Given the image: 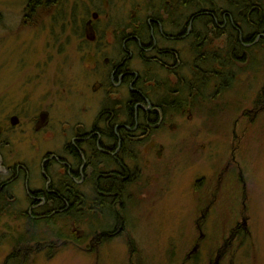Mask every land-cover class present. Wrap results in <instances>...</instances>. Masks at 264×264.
<instances>
[{"label": "rangeland", "instance_id": "rangeland-1", "mask_svg": "<svg viewBox=\"0 0 264 264\" xmlns=\"http://www.w3.org/2000/svg\"><path fill=\"white\" fill-rule=\"evenodd\" d=\"M95 1L97 5L82 0L89 7L91 19L87 23L97 25L100 31L107 26L105 40L99 41L103 49L100 51L106 56L114 55L111 49L115 50L117 45L113 36L115 26L129 31L141 18L146 23L162 18L169 20L165 3H159L163 0ZM28 2L0 0V140H4L0 150L6 155L1 157L2 168L4 162L21 163L31 168L33 176L38 171L39 157L47 151L61 153L62 146L73 134L72 127L89 129L92 126L105 95L95 86L94 77H89L95 75L91 54L87 51L83 59L85 54L78 51L80 43L71 35L67 14L74 0L64 2L60 8L43 10L40 15H26ZM78 19L80 24L84 21ZM90 25L84 32L92 41L95 35ZM61 35H64L62 40ZM53 39L58 43L54 44ZM175 47L182 63L179 78L164 76L155 69L158 73L152 78L156 82L155 93L148 81L138 85L155 103L168 89H185L192 81L196 59L191 46L185 40ZM222 48L223 41H215L212 51L220 56L231 51L221 53ZM228 49H232L230 44ZM246 57L244 63L236 66H229L231 60L223 57L219 59L225 63L221 67L209 63L221 70L212 76L215 87L210 81L201 97L192 94L193 100L186 99L194 102L191 110L179 111L181 115L174 118L170 114L179 115L177 111L167 113L160 126L152 123V132L133 146V154L144 160H137L142 166L141 173L132 175L134 196L126 216L131 225L126 223L125 233L106 240L101 246L96 247L93 241L92 250L83 252L82 248L89 246V232L98 229L94 225L90 227L91 221L41 223L38 241L56 242L58 239L53 238L56 234L62 235L59 243L69 239L70 243L52 252H20V260L8 264H20V261L23 264H183L195 241L193 222L198 217L197 209L206 204L209 190L218 184L220 173L217 202L204 226L207 236L195 260L184 264H209L208 260L213 262L216 256L220 258L218 264H264L263 44L247 48ZM134 62L130 69L145 78V67L137 60ZM185 78L187 82L182 83ZM112 91L110 98L123 102L125 90H120L118 96H115L116 89ZM196 91L193 89V93ZM188 93L179 95L187 98ZM174 95L172 91L167 92L169 97ZM258 99L261 104L255 106ZM48 121L50 129L46 126L49 130L46 131L44 126ZM4 175L0 176L1 180ZM8 191L21 207H26L21 182ZM13 216L9 211L1 217L0 264L8 256L17 254V240L34 228L24 222L4 220L14 219ZM236 222L241 224L242 231L227 248L224 241L232 235ZM127 241L135 248L134 254L128 252ZM26 244L28 248L34 245ZM223 247L227 252L221 258L225 251L219 250L216 254L215 251ZM193 254L189 252L188 256Z\"/></svg>", "mask_w": 264, "mask_h": 264}, {"label": "flooded vegetation", "instance_id": "flooded-vegetation-1", "mask_svg": "<svg viewBox=\"0 0 264 264\" xmlns=\"http://www.w3.org/2000/svg\"><path fill=\"white\" fill-rule=\"evenodd\" d=\"M169 15L168 13L166 15V18L169 19L168 21L163 18L158 21H147L151 42H147L146 44H142L138 38L131 36V31L129 30L127 33L128 38L122 41L121 53L117 54V50L111 49L114 53L112 57L104 55L101 51H96V48H99L95 44L94 39L96 38L92 41L86 38L84 30L86 26L90 25V22H86L89 25H83L82 41H85L87 48L89 47V54H91L95 65V75L89 77H94L93 82L96 83L95 86L101 89L105 95L92 126L89 129L80 128V126L78 128L72 127L70 131L73 134L69 138L70 140L62 146L61 153L47 151L42 158L39 157L41 160L38 165V171L33 176L30 171L31 168L21 163L6 164L4 162L2 168L1 157L3 155L6 158V155L0 150V168H2L0 176L5 174L4 180L0 179V221L3 220L1 217L5 212L12 211L14 219L6 217L7 219L5 218L4 220L24 222L34 227L19 237L21 239L17 240L19 245V249L17 248L18 250L16 251L17 254L11 255L12 257L8 256L4 264H8L9 261L20 260V252H29V254L32 252H52L70 243V239L59 243L58 241H60L62 235L56 234L53 235L54 239H58L56 242L50 243L47 241L46 243L44 241L41 243L38 241L39 234L37 233L41 223H50V221L72 223L82 222L83 220L91 221L89 222L90 227L92 228L94 225V228L97 227L98 229L89 232L91 234L89 246L87 249L82 248L83 252L92 250L93 241H95V246L97 247L101 246L106 240L125 233L124 228L126 223L130 224L127 219L128 217H126L128 213L127 208L134 196L133 189L131 190L134 186L132 175L135 176L139 172L141 173L142 166H140L141 163H138L137 160H144L138 158V155L133 154L135 150L133 146L136 147L138 142L152 132V123H158L160 126L167 118V113L177 111V114H179V111H189L193 108L194 104V102L189 103L186 100H193V95L189 94L185 89H168L167 92L170 93L172 91L175 93L173 98L167 96L166 92L165 96L155 103L138 86L142 82L147 83L148 81L152 85L149 88L155 93L157 87H153L154 82L150 80L152 75L158 74L155 72V69H159V73H163L164 76L178 79L179 77L177 78V76L179 71L182 70V63L179 61L180 54L175 44L186 40L188 43L190 41L199 46L200 40L198 35L196 37L194 35L192 40H189V37L193 23L200 14H189L188 21L184 25L179 21L172 22L173 18L169 17ZM202 15L209 16L212 20L210 23L207 22L205 24L207 30L209 29L207 36L200 38L201 44L206 43L211 53H214L212 51L214 42L219 40L223 41L225 52L230 50L228 49L230 26L237 33L238 41L245 53L238 55L237 58H243L244 62L247 59V48L256 47L257 42L262 37V34H260L253 42L243 40V33L239 25L236 23L238 28H235L234 21L228 14L224 13L220 18L216 17L212 12H205ZM91 28L93 30L92 26ZM215 28L223 30L224 33L221 38L215 39ZM220 35L222 34L220 33ZM79 52L85 54L83 58L85 59L87 51L84 50V47ZM208 57L201 56V59H209ZM211 57L212 60H215L214 56ZM219 57H223L226 61L231 60L229 52L227 55H219ZM195 59L197 60L198 57L195 56ZM134 60H137L138 64L145 67L144 75L147 78L144 81L141 79V74L138 71L130 69V64ZM228 62L229 66H231V61ZM236 74H240V72L237 71ZM114 80H116V84L113 83ZM176 83H178V80H176ZM114 88L117 92L115 96L119 95L120 90H125L123 102L117 101L116 98H110L113 95L112 92L114 91L112 90H115ZM182 93H188L187 98H184V95H179ZM211 97V99H214L215 96L211 95ZM184 100L186 102H183ZM260 104V100L258 99L255 102V106ZM170 115L174 118L181 114L175 115V113H172ZM49 123L50 121L44 126L45 130L46 126L50 125ZM102 123L104 126L99 127ZM47 128L50 129V126ZM3 144L4 140H0V147ZM227 167L223 171H226ZM221 175L222 173L219 175L218 184L215 188L209 190V195L207 194L209 198L205 201L206 204L202 209H197L198 217L193 222L196 237L192 248L195 245L198 248L191 256H188L191 250L187 253L185 260L182 262L183 264L184 262L195 260L197 252L207 236L204 226L209 215L212 213L214 204L217 202L216 191L220 186ZM19 182L22 183L23 187V197L26 202L25 208L21 207L13 194L8 191L11 186ZM147 194L149 193L147 192ZM146 199L148 200L149 197L146 196ZM107 206L110 208L107 209ZM93 222L94 224H92ZM240 225L239 222H236L232 229L233 232L231 233L232 230H229L232 235L224 241L228 245L227 248L230 247L231 241L236 239L239 232L242 231ZM133 226L134 222L132 228ZM28 242H32L34 245L28 248L26 244ZM127 248L130 254H134L133 252L136 251L129 241H127ZM227 248H218L215 254L219 250L222 253ZM226 252L221 254V258L225 257ZM20 262V264H23L24 261ZM210 262H212V259L208 260V263Z\"/></svg>", "mask_w": 264, "mask_h": 264}, {"label": "trees", "instance_id": "trees-1", "mask_svg": "<svg viewBox=\"0 0 264 264\" xmlns=\"http://www.w3.org/2000/svg\"><path fill=\"white\" fill-rule=\"evenodd\" d=\"M86 1L89 3L92 2L93 5H97V2L96 1L94 2V0H86ZM166 1H168V3ZM64 2L68 3L69 0H29L27 6H25V10L27 11L26 15L32 13H34L35 15H40L42 14L43 10L49 9L50 7H56V8L62 7ZM74 2L75 3H72L71 7L69 4V13L67 14L70 28L72 31L71 35L74 39H78L80 43L78 47V51L82 50L83 47L84 50L89 51L88 49L89 47L87 48V46L84 45L85 41H82L83 25H85V23L91 19L90 14L88 13L89 7L87 6L88 4H85L84 2H82V0H74ZM163 2L165 3V9L167 10V13L170 15L172 14L171 17L173 18L172 22L179 21L182 23V25H184L188 21L189 14L192 15H194L195 13H197L198 15L200 14V16H197V18L193 23V28L191 30V35L189 37V40H192L194 38V35L195 37L196 35H198V38L200 40L199 46H196L190 41L188 43L191 46L190 51L192 55L198 57V59L194 63L195 66L193 67L192 81H190L187 85V88H185L186 91L189 92V94H195L201 97L203 91L208 90L210 81L214 83V87H215V82L212 79V76H217L218 74H220L221 70L219 68L217 69L212 68V66L209 63H215L217 64L218 67H221L222 64H225L219 62L220 57L217 52L211 53L208 50L206 43L201 44L200 38H204L205 36H207V33L209 32V29L207 30L205 24H207V22L210 23L212 21L209 16L202 15L203 13L212 12L218 18H220V16L223 15L224 13L230 15L232 20L234 21L235 24L234 26H236V23L239 25V28L243 33V40L253 42L260 34H262V37H260L259 42H257V46L260 44H263L264 46V0H218V2L216 0H163L159 3H163ZM154 7L157 6L154 5ZM58 15L59 12H56L55 16ZM78 18L83 19L84 21L81 22L80 24L78 22L80 21ZM138 21H139L138 24H136L132 28V30H130L131 31L130 35L138 38L142 44L151 42L150 31L148 30V26L144 18H141L140 20L138 19ZM91 25L95 33V38H96L95 44H97V46L99 47L96 48V51L99 52L100 50H103L102 43H100L99 41L105 40V35H106L105 33L107 31V26H105L104 29L100 31L97 25L93 23H91ZM235 28L238 27L236 26ZM113 29H114L113 36L116 40L115 42H117V45L115 46V50H117V54H119L121 53L122 41L125 38H128V34H127L128 30L122 28L120 25L115 26ZM220 33H222V35H220ZM223 33H224L223 30H221L220 32L217 28H215V39L221 38L223 36ZM228 34H229L228 43L232 47V49H230L231 51L229 52L231 55V66H236V63L244 62L243 58L238 59L237 56L243 55L245 53L243 51L244 49L242 48V45L238 41L237 33L234 32V29L231 26L229 27ZM156 35L159 36L158 34ZM60 37H61L60 39L62 40L63 39L62 37H64V35H61ZM56 40L58 41L59 37H57ZM56 40L53 39V41L55 42L54 44L58 43ZM220 52L225 53L223 48ZM201 56H205V57L209 56L208 57L209 59L203 60L201 59ZM210 56H214L215 60H212V57L210 58ZM204 75H207V77H205ZM151 78L155 79L153 75ZM151 78L150 80L154 82V87H156V82ZM194 78L196 79L195 82H193ZM185 82H187L186 78L183 80L182 83ZM193 89H197V91L193 93ZM106 208L108 209L110 207L107 206Z\"/></svg>", "mask_w": 264, "mask_h": 264}, {"label": "water", "instance_id": "water-1", "mask_svg": "<svg viewBox=\"0 0 264 264\" xmlns=\"http://www.w3.org/2000/svg\"><path fill=\"white\" fill-rule=\"evenodd\" d=\"M197 248H198V246L195 245V246L192 248V250L190 251V254L195 253L196 250H197ZM219 259H220L219 256H216L215 260H214L211 264H218V263H219ZM209 264H210V263H209Z\"/></svg>", "mask_w": 264, "mask_h": 264}, {"label": "bare ground", "instance_id": "bare-ground-1", "mask_svg": "<svg viewBox=\"0 0 264 264\" xmlns=\"http://www.w3.org/2000/svg\"><path fill=\"white\" fill-rule=\"evenodd\" d=\"M127 48H129V47H127ZM146 78H147V77H145V78L143 77V78H141V79L144 81Z\"/></svg>", "mask_w": 264, "mask_h": 264}]
</instances>
